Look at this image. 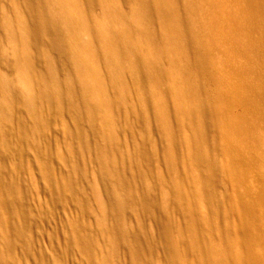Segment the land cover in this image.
I'll return each mask as SVG.
<instances>
[{
    "label": "bare ground",
    "instance_id": "1",
    "mask_svg": "<svg viewBox=\"0 0 264 264\" xmlns=\"http://www.w3.org/2000/svg\"><path fill=\"white\" fill-rule=\"evenodd\" d=\"M224 17L0 0V264H264V110L232 112Z\"/></svg>",
    "mask_w": 264,
    "mask_h": 264
},
{
    "label": "rangeland",
    "instance_id": "2",
    "mask_svg": "<svg viewBox=\"0 0 264 264\" xmlns=\"http://www.w3.org/2000/svg\"><path fill=\"white\" fill-rule=\"evenodd\" d=\"M220 8L225 15L221 25L226 38L215 49L213 55L219 60L220 72L226 79V87L231 91L233 114L238 117L250 118L253 109H258L261 112L264 110L263 101L260 99V88L264 80V0H220ZM232 91L234 92L232 93ZM253 106L256 108H251ZM123 143L126 147L131 146V139L123 141ZM158 145L159 157H163L161 152L164 142L160 138H158ZM56 146L54 145L55 148ZM208 147V150L212 152L213 147L211 145ZM178 161L179 166L182 167L181 158ZM157 167L166 172L163 162L158 163ZM257 167L259 168L256 172L262 173L264 166L258 165ZM230 190L233 192V187L228 188L229 195ZM42 193L39 195V200L45 202L47 195ZM222 193L223 190L218 194L220 202L224 200V193ZM230 196L234 197L233 194ZM54 225L56 227L57 224H54V221L51 222L49 227H45L47 228L45 231H51L50 229H53ZM45 238L47 237H41L40 239L43 240L39 242H42L41 247L45 246L47 249L50 244L48 245V238ZM70 262L69 259L68 263L73 264Z\"/></svg>",
    "mask_w": 264,
    "mask_h": 264
}]
</instances>
